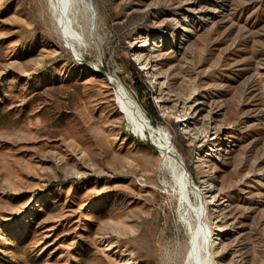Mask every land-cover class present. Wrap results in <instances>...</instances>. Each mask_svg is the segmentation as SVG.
Here are the masks:
<instances>
[{
	"label": "rangeland",
	"instance_id": "374dc122",
	"mask_svg": "<svg viewBox=\"0 0 264 264\" xmlns=\"http://www.w3.org/2000/svg\"><path fill=\"white\" fill-rule=\"evenodd\" d=\"M184 1L85 0L96 26L80 19L77 45L52 0H0V264L185 263L196 224L166 143L208 202L223 201L208 218L220 263L264 264V0H214L217 17L179 42ZM122 85L147 133L120 112ZM191 97L222 125L186 129Z\"/></svg>",
	"mask_w": 264,
	"mask_h": 264
},
{
	"label": "bare ground",
	"instance_id": "6f19581e",
	"mask_svg": "<svg viewBox=\"0 0 264 264\" xmlns=\"http://www.w3.org/2000/svg\"><path fill=\"white\" fill-rule=\"evenodd\" d=\"M216 3H218V1L214 0H185L183 2L184 7L181 16L176 21V32L179 36V42L184 40V38L192 32L191 30L193 27L199 29L202 25L217 17L220 11L218 9L219 6L216 7L214 5ZM51 4L63 33L77 45L80 44L84 36H82L80 26H83L85 23L79 25L80 19H84L92 28L96 26L94 25L95 17L91 12L92 10L90 11L88 8L85 0H52ZM86 12L88 16H86ZM163 41L164 36H159L158 42L162 44ZM157 57L158 54L155 53L154 50H147L146 44H140L138 46L137 58L142 63V68L151 75L155 85H166V82L162 80L164 75L163 71L158 67ZM117 99L120 112L125 115L127 120L132 124L131 126L139 133H147L148 126H146L145 112L131 91L122 85L117 90ZM159 100L161 103L164 102L162 96L159 97ZM185 106H187L186 108L188 110L182 115L184 117L182 121L185 122L186 129L190 128V119H194L196 123H203L208 118L210 119V125L213 129H217L218 126L222 125L218 116L219 108L214 103H209L207 107H205L206 102L204 99L191 97ZM185 106H182V109H184ZM160 132L162 135H165L163 130ZM143 138L150 139L154 142V139L151 138L149 134ZM229 140V138L223 139L224 142L221 143V149L227 147ZM171 148L172 147L167 143L162 144V150L169 158L174 185L179 189L181 202L187 207V216L189 218H186L189 219L190 222H195L196 224L195 231L193 229L194 232L192 236H190L189 250L186 255L185 263L183 264H221L218 258V248L222 243L223 231L217 222H215L214 225H210L211 223L208 221V218L209 208L213 207L217 210H221L224 205L223 201L217 199L219 194L216 193L213 195V200L215 202H208L207 198L212 196L209 195L210 191L206 192L191 180ZM216 192H218V189ZM192 196L195 197L197 202L193 201Z\"/></svg>",
	"mask_w": 264,
	"mask_h": 264
},
{
	"label": "built area",
	"instance_id": "2783aa9c",
	"mask_svg": "<svg viewBox=\"0 0 264 264\" xmlns=\"http://www.w3.org/2000/svg\"><path fill=\"white\" fill-rule=\"evenodd\" d=\"M114 80V83H117L116 79H113Z\"/></svg>",
	"mask_w": 264,
	"mask_h": 264
}]
</instances>
